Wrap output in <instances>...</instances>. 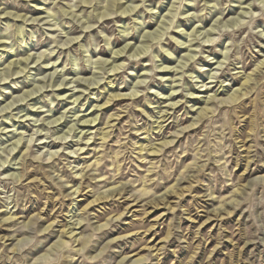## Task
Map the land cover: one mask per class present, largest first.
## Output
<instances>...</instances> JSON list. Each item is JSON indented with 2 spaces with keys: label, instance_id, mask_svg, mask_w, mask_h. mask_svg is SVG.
<instances>
[{
  "label": "clouds",
  "instance_id": "1",
  "mask_svg": "<svg viewBox=\"0 0 264 264\" xmlns=\"http://www.w3.org/2000/svg\"><path fill=\"white\" fill-rule=\"evenodd\" d=\"M0 264H264V0H0Z\"/></svg>",
  "mask_w": 264,
  "mask_h": 264
},
{
  "label": "rangeland",
  "instance_id": "2",
  "mask_svg": "<svg viewBox=\"0 0 264 264\" xmlns=\"http://www.w3.org/2000/svg\"><path fill=\"white\" fill-rule=\"evenodd\" d=\"M161 210H157V213H159ZM124 219H130V217H124ZM129 239H133L132 237H129ZM121 244L126 243V241H120ZM200 258L198 257V260Z\"/></svg>",
  "mask_w": 264,
  "mask_h": 264
}]
</instances>
